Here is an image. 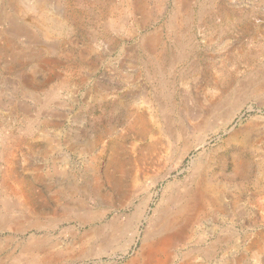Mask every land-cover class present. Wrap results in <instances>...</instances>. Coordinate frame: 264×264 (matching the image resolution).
Masks as SVG:
<instances>
[{
    "label": "rangeland",
    "instance_id": "obj_1",
    "mask_svg": "<svg viewBox=\"0 0 264 264\" xmlns=\"http://www.w3.org/2000/svg\"><path fill=\"white\" fill-rule=\"evenodd\" d=\"M0 264H264V0H0Z\"/></svg>",
    "mask_w": 264,
    "mask_h": 264
},
{
    "label": "bare ground",
    "instance_id": "obj_2",
    "mask_svg": "<svg viewBox=\"0 0 264 264\" xmlns=\"http://www.w3.org/2000/svg\"><path fill=\"white\" fill-rule=\"evenodd\" d=\"M212 7V6H211ZM181 15V14H180ZM183 18V17H182ZM238 70V69H237ZM255 71V70H254ZM161 86V85H160ZM231 89V88H230ZM165 95V94H164ZM165 97V96H164ZM161 99V98H160ZM167 106V105H166ZM161 107V106H160ZM162 111H163V109H162ZM139 113V112H138ZM142 113V112H141ZM144 113V112H143ZM163 114H164V112H163ZM167 115V114H166ZM141 117H143V119L141 118V117H139L140 119H142V123H143V125H147V127H148V125H149V122H150V120L146 117V116H143V115H140ZM163 116H165V115H163ZM166 117V116H165ZM163 119H165L164 117H163ZM211 119V118H210ZM34 121V120H33ZM164 121H166L167 123H170V120H169V117L168 118H166ZM204 122V121H203ZM166 123V124H167ZM140 124V123H139ZM164 126V125H163ZM167 126V125H166ZM151 127V126H150ZM166 128V127H165ZM186 128V127H185ZM193 128V127H192ZM135 129V128H134ZM145 129H147V128H145ZM195 129V128H194ZM133 130V129H132ZM138 130H139V128H138ZM148 130V129H147ZM167 130V129H166ZM190 130H193V129H190ZM150 131V130H149ZM183 131V130H182ZM185 131H183V133H184ZM193 132H194V130H193ZM146 133H148V132H146ZM188 133V132H187ZM191 133V132H190ZM145 134V133H144ZM172 134V133H171ZM10 135V134H9ZM144 137H145V135H144ZM142 138H143V136H142ZM146 138H147V135H146ZM145 138V139H146ZM2 143H3V141H2ZM30 184V183H29ZM130 184V183H129ZM134 184V183H133ZM128 191V190H127ZM187 192V191H186ZM197 192V191H196ZM198 193V192H197ZM200 198H202V197H200ZM177 200V199H176ZM198 200V199H197ZM3 201V200H2ZM6 201V200H5ZM179 201H181V200H179ZM179 203V202H178ZM195 204V203H194ZM197 204V203H196ZM195 204V205H196ZM4 206H5V204H3ZM194 205V206H195ZM3 206V207H4ZM8 206V205H7ZM169 206V205H168ZM182 206V205H181ZM200 206V205H199ZM6 207V206H5ZM191 207V206H190ZM195 208V207H194ZM183 209V208H182ZM8 210V209H7ZM166 211H167V209H166ZM171 211V210H170ZM179 211V210H178ZM4 212V211H3ZM169 212V211H168ZM181 212V211H180ZM179 212V213H180ZM185 212V211H184ZM171 213V212H170ZM159 214V213H158ZM6 215V214H5ZM161 215V214H160ZM159 215V216H160ZM177 215V214H176ZM197 215V214H196ZM178 216V215H177ZM3 217V216H2ZM169 217V216H168ZM164 219H166V218H164ZM199 219V218H198ZM2 220V219H1ZM190 220V219H189ZM5 221V220H4ZM159 221V220H158ZM166 221V220H165ZM177 221V220H176ZM175 221V222H176ZM168 222V221H167ZM170 224V223H169ZM172 224V223H171ZM155 225V226H154ZM168 225V224H167ZM165 227H166V225H164ZM163 228V227H162ZM164 229V228H163ZM165 231V230H164ZM169 231V230H168ZM171 231V230H170ZM160 232H161V226L158 224V225H156V224H152V226H150L149 228H148V230H147V233H146V235H145V237H144V239H143V243H144V246H147V247H149L150 248V252H151V254H152V252H155L156 250L158 251H164L166 248H164L163 249V247L160 245L159 246V248H155V246H156V243H158V240H156L155 239V237H157L159 234H160ZM169 234V233H168ZM86 236V235H85ZM165 236V235H164ZM162 237V236H161ZM84 238V237H83ZM75 239V238H74ZM170 239V238H169ZM85 242V241H84ZM170 242H172L171 241V239H170ZM85 244V243H84ZM83 244V245H84ZM168 245V244H167ZM166 244H165V246H167ZM169 247V246H168ZM32 249V248H31ZM144 250H146V249H144ZM159 253V252H158ZM187 253V252H186ZM57 254V253H56ZM161 254V253H160ZM58 255V254H57ZM136 260V259H135ZM141 262V261H140ZM132 263V262H131Z\"/></svg>",
    "mask_w": 264,
    "mask_h": 264
}]
</instances>
